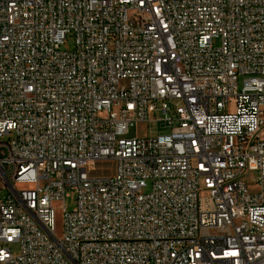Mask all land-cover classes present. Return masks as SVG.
Masks as SVG:
<instances>
[{
	"label": "built area",
	"instance_id": "1",
	"mask_svg": "<svg viewBox=\"0 0 264 264\" xmlns=\"http://www.w3.org/2000/svg\"><path fill=\"white\" fill-rule=\"evenodd\" d=\"M263 130L264 0H0V264H264Z\"/></svg>",
	"mask_w": 264,
	"mask_h": 264
},
{
	"label": "rangeland",
	"instance_id": "2",
	"mask_svg": "<svg viewBox=\"0 0 264 264\" xmlns=\"http://www.w3.org/2000/svg\"><path fill=\"white\" fill-rule=\"evenodd\" d=\"M73 46V39L69 38L68 40L65 41V43L62 45V49H71ZM241 83V80H240ZM152 129H156V125L152 124L149 125V128ZM147 126L143 125V124H138L135 127H131L128 133L129 137H133L136 135H143L146 131H147ZM148 128V129H149ZM262 136L264 138V130L262 133ZM108 163L102 162L100 163L98 166H102L100 168H104L105 166H107ZM248 184L249 186L254 189L257 184L255 183V178H254V173L249 175V179H248ZM9 191L8 189H1L0 190V197H3L5 194H7ZM75 194L71 193V196L66 198L65 200V205L68 209H73L75 206ZM62 219H63V213H62V209L60 207H57L56 211H55V225H56V229H57V237H59L61 235V231H62ZM10 249L13 253L17 254L20 250V245L19 243L15 242L13 244L10 245Z\"/></svg>",
	"mask_w": 264,
	"mask_h": 264
}]
</instances>
